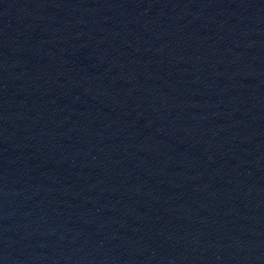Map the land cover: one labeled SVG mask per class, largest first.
<instances>
[{
  "label": "water",
  "instance_id": "1",
  "mask_svg": "<svg viewBox=\"0 0 264 264\" xmlns=\"http://www.w3.org/2000/svg\"><path fill=\"white\" fill-rule=\"evenodd\" d=\"M0 264H264V0H0Z\"/></svg>",
  "mask_w": 264,
  "mask_h": 264
}]
</instances>
